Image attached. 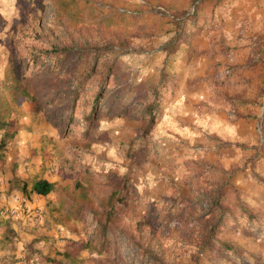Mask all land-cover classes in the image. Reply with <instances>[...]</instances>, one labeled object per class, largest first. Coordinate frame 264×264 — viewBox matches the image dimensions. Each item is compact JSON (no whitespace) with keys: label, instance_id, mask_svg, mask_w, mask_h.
Returning a JSON list of instances; mask_svg holds the SVG:
<instances>
[{"label":"rangeland","instance_id":"1","mask_svg":"<svg viewBox=\"0 0 264 264\" xmlns=\"http://www.w3.org/2000/svg\"><path fill=\"white\" fill-rule=\"evenodd\" d=\"M1 126L0 264H264V0H0Z\"/></svg>","mask_w":264,"mask_h":264},{"label":"trees","instance_id":"2","mask_svg":"<svg viewBox=\"0 0 264 264\" xmlns=\"http://www.w3.org/2000/svg\"><path fill=\"white\" fill-rule=\"evenodd\" d=\"M189 22H191L192 24H190V26H194L197 25L200 22H195L194 19L189 20ZM168 78L169 79V75L164 76V79ZM169 81V80H168ZM167 87H164V89H168V83L166 84ZM160 99H162L163 101L166 100L165 98V94L160 96ZM150 109L153 108V105L149 106ZM0 130H3V126L0 127ZM21 190H26L27 188V184L26 183H21ZM56 184L54 182H50L46 179H38L36 181L33 182L32 184V192L39 195V196H43L46 197L48 195H50L54 190H55ZM84 249H88L89 246L85 245L83 247ZM63 255L66 257H71L69 253L63 252Z\"/></svg>","mask_w":264,"mask_h":264},{"label":"crops","instance_id":"3","mask_svg":"<svg viewBox=\"0 0 264 264\" xmlns=\"http://www.w3.org/2000/svg\"><path fill=\"white\" fill-rule=\"evenodd\" d=\"M37 195V194H36ZM37 196H39V195H37ZM41 197H43V196H41Z\"/></svg>","mask_w":264,"mask_h":264}]
</instances>
